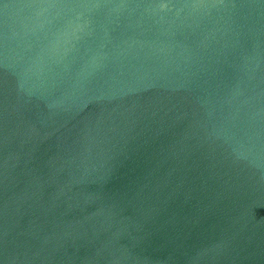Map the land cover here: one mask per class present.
<instances>
[{"label": "water", "instance_id": "obj_1", "mask_svg": "<svg viewBox=\"0 0 264 264\" xmlns=\"http://www.w3.org/2000/svg\"><path fill=\"white\" fill-rule=\"evenodd\" d=\"M0 264H264V0H0Z\"/></svg>", "mask_w": 264, "mask_h": 264}]
</instances>
